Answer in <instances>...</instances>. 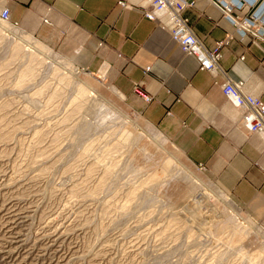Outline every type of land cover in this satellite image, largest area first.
<instances>
[{
    "label": "rangeland",
    "instance_id": "obj_1",
    "mask_svg": "<svg viewBox=\"0 0 264 264\" xmlns=\"http://www.w3.org/2000/svg\"><path fill=\"white\" fill-rule=\"evenodd\" d=\"M9 24V31L3 33L5 38H0V178L13 175L9 178L23 182L24 188L19 191L22 197L18 196L39 207L31 233L55 217L60 224L65 222L62 226L73 232L72 244L84 256L79 264H256L252 257L256 248L264 245V228L249 213L239 208L242 213L236 216L227 207L232 222L244 225L249 216L258 228L254 227L243 243L233 244L232 231L225 233L219 224L210 229L208 223H199L202 216L221 210L213 201V193L207 191L212 199H206V205L180 211L187 201H197L198 190H205L190 173L198 178L205 176L189 168L180 157L175 162L176 173L166 180L150 181L160 166L155 159H166L169 154L159 146L150 149L148 155L144 149L154 144L158 135L168 152L173 150L172 143L141 119L125 99L121 101L107 79L79 67L73 53L51 49L46 59L40 55L46 60L41 66L30 62L28 56L15 58L12 46L23 31ZM57 57L66 58L81 72L70 85L60 78L67 73L66 68L55 75ZM27 61L32 63L35 76L23 80L20 74L29 67ZM85 76L101 84L93 101L86 104L74 90L79 78ZM102 104L117 108L140 124L133 142L118 145L121 122L102 123L96 110ZM178 171L188 179H180ZM229 202L234 203L230 198Z\"/></svg>",
    "mask_w": 264,
    "mask_h": 264
},
{
    "label": "crops",
    "instance_id": "obj_2",
    "mask_svg": "<svg viewBox=\"0 0 264 264\" xmlns=\"http://www.w3.org/2000/svg\"><path fill=\"white\" fill-rule=\"evenodd\" d=\"M140 1L0 0V13L8 9L21 31L73 53L79 67L107 79L177 148L183 163L264 228L263 137L243 128L240 111L221 88L225 77L200 70L168 29L143 16ZM239 1L247 4L232 16L264 10V0ZM186 17L206 48L220 46L227 76L264 103V40L241 36L215 0H195Z\"/></svg>",
    "mask_w": 264,
    "mask_h": 264
},
{
    "label": "bare ground",
    "instance_id": "obj_3",
    "mask_svg": "<svg viewBox=\"0 0 264 264\" xmlns=\"http://www.w3.org/2000/svg\"><path fill=\"white\" fill-rule=\"evenodd\" d=\"M0 21L2 23L1 24L2 28L0 30V38L3 39L6 36V34H3V33H6L9 31L10 24H9V21H3V20H1V18H0ZM14 33H15V31H14ZM16 36H17L18 40L16 42L14 40L12 41V43L15 42V44L12 46L13 47V49H12L13 50L12 51L13 56L17 59L20 58L21 56H23V57L28 56L29 61L33 62V64L36 63V65H38V66L43 65V63L46 60L44 61V59H40V57H41L40 55H43V57H45V54L50 55L51 49L49 47H47L46 45H44L43 43H41L40 41H37L33 36H31L25 32H20V34H18ZM29 48L30 49L33 48L32 49L33 51L28 50ZM49 55H48V57H49ZM22 59H24V58H22ZM45 59H46V57H45ZM57 61H59V63H58L59 68L56 67L57 69H54V71L56 72L55 75L56 74L59 75L61 73V68L62 69L66 68L67 73L66 74L63 73L61 75L62 77H60V78L62 79V81L66 82L68 85H70L71 83H73V82H70L71 79L73 80L76 77H78L77 74H81V72L79 71V68L74 66L72 62H69L68 60H66V58L63 59V58L57 57ZM28 64H29V67H26L25 71L23 70V72H24L23 75L20 74V76H22L23 80H24V78L26 79V77H30V76H32L33 73H35L33 67H30V64H32V63L28 62ZM50 64H52V63H50ZM36 65L35 66L33 65V66L36 68H39ZM22 78H21V80H22ZM32 79H33V77H32ZM79 79H80L79 84H77V86H75L76 84L74 85V87L77 88V89H74V90H77V93L75 95H78V97L83 102H85V104L93 101V98H95L94 94H96V92H98L97 91L98 89L100 90V86H101L100 82L96 81L94 78H92L90 76L81 77ZM25 81H27V80H25ZM62 81H61V83H62ZM21 82H23V81H21ZM65 86H67V85H65ZM71 88H73V87H71ZM114 92L119 97V99L121 101H123L125 99V97L123 95H121L117 90H114ZM58 93H59V91H58ZM52 98H54V95ZM75 99H77V98H75ZM102 105L99 106L100 108L96 109V110H99V112L101 114V116L100 115L99 116H100L102 123L108 124V122L112 121V122H114V124L116 122H119L118 124H120V122H121V125H120L121 130L119 133V140H117V141H119L118 145H120V146L125 145V144L129 143L130 141L133 142L134 137L136 135V131L141 130L140 124L135 120H130L128 118V116H125L122 113V111L120 112V110H118L117 108L110 107L109 105H103V106ZM79 107L80 106H78L77 108L79 109ZM82 108H84V106ZM81 110H83V109H81ZM115 110H117V113ZM118 113L121 114L122 116L121 117L117 116ZM121 118L123 120H121ZM149 126L151 127L150 124H149ZM116 132H118V131H116ZM152 133H150V134H152ZM154 137H155V135H154ZM156 137H157V139L153 140L155 145L149 144V146H146V148L144 149L147 152L146 155H148V153H150L154 147H158V146L161 148V150L163 152L168 153L169 155H168V158H166L167 156L165 157L166 159H164L163 156L162 157L158 156V159H155L156 161L158 160L160 162V164H159L160 166L157 170H155L153 172L152 176L150 177L151 179H149L150 181L152 179L153 180H155V179L163 180V179L169 177V175L176 173L175 167L177 165H175V162H177L179 160V158L182 156L181 153L177 150V148H175L173 145H172L173 150L171 149L172 152L171 151L168 152L163 147L164 143L160 140V136L158 135ZM160 141L162 142L161 143L162 146L160 144ZM150 149H152V150H150ZM148 157L150 159V156H148ZM187 171L188 170H186V172ZM37 174H39V173H37ZM176 175L177 176L179 175L180 179L181 178L188 179V177H189V176L186 177L187 175L185 173L179 172V171L177 172ZM10 176H13V175H10ZM10 176L8 175V178H6L5 176L3 178H0V264H79L80 260L81 259L83 260L84 256L83 257L80 256L81 254H79V250H76L77 245L74 247V245L72 244L73 243L72 242L73 232L71 231L72 234L69 233V231H67V229L62 226L65 222H63V224H60L58 222V220L55 219L56 218L55 217L53 220L51 219L52 221L50 220L49 223H43V224L39 225L40 228L38 227L39 229L35 231L36 233H31V230L33 227L32 221L34 222L33 218H35L39 207L37 209L36 206L34 207L29 202L24 201L23 200L24 198L21 199L22 196H21V193L19 191H20V189L24 188L23 187L24 184H22L23 182L22 183L19 182V180L18 181L15 180L14 177H13V179L9 178ZM14 176L16 177V174H14ZM190 176H192L198 182L202 183L203 186L205 187V190L198 187L199 189H202V190L201 191L196 190L198 193L197 194L198 199H196L197 201H191V202H189L190 200L187 201L185 203V205L182 206L180 211L185 210V209L183 210V207L186 209H189V208H192V206L194 208V206H197V205L198 206L199 205L200 206L206 205V199L207 200L212 199L209 192L213 193L216 197L215 198L216 200L213 199V201L215 202L216 206L221 210L219 212L213 211L211 213V215L207 216L210 219L209 222H207L208 226L210 227V229H212L216 226V224H219V226L222 228V230H224L225 233L228 232V230H229V232L232 231V233L230 232L232 235V238L230 239V241L232 240L233 244L243 243L247 239V237L250 235L253 228L254 227L257 228L255 222L252 219H250L249 217L246 218L244 225H237L236 222H232V217H230V215L228 214L229 211H227V207H229V209L231 208L232 212L236 216L241 215V214L239 215V213H242L241 209H239V207H237L235 205V203H230L229 197L227 195H225L222 191H220L215 185H213L211 182H209V180L206 179L205 177L204 178L203 177L198 178V177L194 176L192 173H190ZM23 177H21V179H20L21 181H22ZM175 178H176V176H175ZM193 181L194 180H192L190 183L192 184ZM24 183H26V182H24ZM27 184H25V185H27ZM180 185L181 184H179V186ZM183 185H185V184H183ZM189 186H190V184H189ZM195 186L196 185H193L194 188L193 187L192 188L196 189L197 186H196V188H195ZM29 187L30 186H28V188ZM28 188H27V190H28ZM207 191H209V192H207ZM185 193H186L185 196L187 197L186 190H185ZM194 194H195V192H194ZM18 195H20L21 197ZM22 195H23V191H22ZM32 199H34V197ZM190 199H192V198H190ZM226 203H228V205ZM33 204H34V202H33ZM42 205H43V203H42ZM223 205H226L225 208ZM181 213L183 214V212H181ZM50 217H51V215H50ZM233 217H235V216H233ZM64 221L67 222V219ZM200 221H201V219H200ZM200 221H199V223H200ZM64 226H66V225H64ZM68 227H69V225H68ZM74 232H76V231H74ZM75 240H77V239H75ZM261 244H264V243L261 242ZM256 249H257L256 253H254L255 255L252 254V255H254V257H252V258L256 259V261H255L256 264H259L260 262L264 264V245H262V246L260 245ZM83 254H85V253H83ZM94 258H95V256H94Z\"/></svg>",
    "mask_w": 264,
    "mask_h": 264
},
{
    "label": "built area",
    "instance_id": "obj_4",
    "mask_svg": "<svg viewBox=\"0 0 264 264\" xmlns=\"http://www.w3.org/2000/svg\"><path fill=\"white\" fill-rule=\"evenodd\" d=\"M215 1L223 10L225 18L241 36L252 35L256 40H264V10L239 18L232 16L233 9H241L247 3L239 0H232L229 3L223 0ZM194 4L195 0H141L136 7L142 11L145 18L168 29L183 52L197 58L200 70L211 72L216 76L221 74L225 77L221 88L229 101L240 111L243 128L250 133L261 135L264 139V103L261 99L247 94L243 82L231 80L222 70L220 46L215 50L208 49L195 35L190 21L186 17V12L193 8ZM121 5H125V3H121ZM0 18L3 21L11 22L10 11L8 9L2 10ZM136 92L147 101L151 100L139 88L136 89ZM207 216H202L201 225L209 222L210 219Z\"/></svg>",
    "mask_w": 264,
    "mask_h": 264
}]
</instances>
